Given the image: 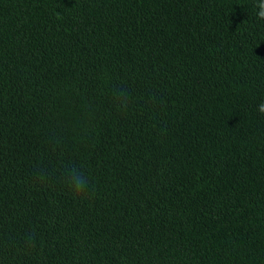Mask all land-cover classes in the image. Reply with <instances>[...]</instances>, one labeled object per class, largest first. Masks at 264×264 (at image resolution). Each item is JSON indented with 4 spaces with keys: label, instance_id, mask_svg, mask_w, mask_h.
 Listing matches in <instances>:
<instances>
[{
    "label": "trees",
    "instance_id": "1",
    "mask_svg": "<svg viewBox=\"0 0 264 264\" xmlns=\"http://www.w3.org/2000/svg\"><path fill=\"white\" fill-rule=\"evenodd\" d=\"M258 3L0 0V264H264Z\"/></svg>",
    "mask_w": 264,
    "mask_h": 264
},
{
    "label": "clouds",
    "instance_id": "2",
    "mask_svg": "<svg viewBox=\"0 0 264 264\" xmlns=\"http://www.w3.org/2000/svg\"><path fill=\"white\" fill-rule=\"evenodd\" d=\"M257 19L258 20H264V0H259V3L257 4ZM257 111L261 114H264V102H261L257 106ZM75 174L71 176V179L69 180V187L72 189L73 193L77 196H83L86 195V190L89 184V181L83 176L82 173H79L78 171L74 170Z\"/></svg>",
    "mask_w": 264,
    "mask_h": 264
}]
</instances>
